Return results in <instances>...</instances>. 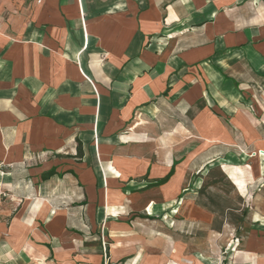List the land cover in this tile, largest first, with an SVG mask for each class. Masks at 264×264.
Returning a JSON list of instances; mask_svg holds the SVG:
<instances>
[{
    "label": "crops",
    "instance_id": "0c3cea01",
    "mask_svg": "<svg viewBox=\"0 0 264 264\" xmlns=\"http://www.w3.org/2000/svg\"><path fill=\"white\" fill-rule=\"evenodd\" d=\"M215 165L264 194V0H0V264H105L86 234L155 217L193 168L220 231Z\"/></svg>",
    "mask_w": 264,
    "mask_h": 264
},
{
    "label": "rangeland",
    "instance_id": "374dc122",
    "mask_svg": "<svg viewBox=\"0 0 264 264\" xmlns=\"http://www.w3.org/2000/svg\"><path fill=\"white\" fill-rule=\"evenodd\" d=\"M238 88L243 91L241 86ZM248 158V155L244 156L240 151L236 153L234 161L243 165ZM248 163L254 166L251 160ZM212 170L211 173L206 171L204 176L207 184L204 190L206 194L199 195L197 200L200 203H209L210 207L218 210L215 225L224 223L220 231L211 230V224L197 216L194 203L197 196V169L193 168L187 175L182 194L171 200L170 205L162 202L159 209H156L158 213L154 215L155 217L131 218L132 213L137 211L127 207L114 213L116 219L113 221L122 226L129 224L131 228L118 229V233L111 236L110 231L113 227L105 231L102 224L100 232L86 234L97 237L92 243L101 242L105 264H114L110 262L111 254L119 255L128 251L116 248L113 238H117L119 245L123 241L137 251L135 257L126 260L129 264L140 263L145 259H150L146 264H264V194L258 198L250 194L245 198L238 190L232 192L230 181L224 178L225 173L221 166L215 165ZM250 174V179L253 180L251 171ZM217 181L218 184L213 185L212 182ZM252 187L257 190L259 185L255 183ZM208 196L213 198L211 203ZM227 204L235 209L232 215H230L232 211L229 212L228 222L222 215ZM173 209L174 212L169 213ZM138 212L148 214L147 210ZM164 212L169 213L167 217ZM118 216H128L131 219L119 220ZM168 224L173 226L170 231ZM201 254L204 257L200 256ZM91 260L92 264H98L94 257Z\"/></svg>",
    "mask_w": 264,
    "mask_h": 264
},
{
    "label": "trees",
    "instance_id": "16d2710c",
    "mask_svg": "<svg viewBox=\"0 0 264 264\" xmlns=\"http://www.w3.org/2000/svg\"><path fill=\"white\" fill-rule=\"evenodd\" d=\"M212 169H213V168H212ZM212 169L209 170V173H211V172L213 171ZM173 172H174V168H172L171 171H170L165 177L157 179L155 182H153V183L150 184V185H152V186H153V185H159V184H162V183L167 182V181L170 179V177H171V175L173 174ZM56 173H57L56 170H55V169H52V170H49V171L45 172V173L43 174L42 177H43V179H48V178H50L52 175H54V174H56ZM198 175H200V174H198ZM224 178H227V176L224 175ZM212 183H213V185H217V184H218V181H217V182H212ZM205 188H207V184H204V186L202 187V189H201L200 192H203V191L205 190ZM208 199H209L210 203H211V201H213L212 196H208ZM229 208H230V209H233V210H229V212L232 211V212L230 213V215H232L233 212L235 211V209H234L233 207H231V206H229ZM246 211H247V210H244V212H246Z\"/></svg>",
    "mask_w": 264,
    "mask_h": 264
}]
</instances>
